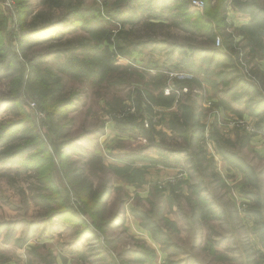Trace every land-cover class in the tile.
I'll return each instance as SVG.
<instances>
[{
	"label": "rangeland",
	"instance_id": "374dc122",
	"mask_svg": "<svg viewBox=\"0 0 264 264\" xmlns=\"http://www.w3.org/2000/svg\"><path fill=\"white\" fill-rule=\"evenodd\" d=\"M61 1L0 0V67L12 72L0 78V141L17 133L0 147V264H264V218L257 224L250 211L264 213V129L239 144L264 124V19L251 22L243 0H224L226 23L210 36L173 3L129 25L109 19L117 0ZM66 1L81 8L64 14ZM220 1H190V21L211 18ZM146 38L228 51L233 61L197 53L182 67L181 49L130 46ZM77 42L74 58L56 57ZM180 103L204 130L201 161L178 151ZM102 190L105 218L117 211L144 233L91 224Z\"/></svg>",
	"mask_w": 264,
	"mask_h": 264
},
{
	"label": "trees",
	"instance_id": "16d2710c",
	"mask_svg": "<svg viewBox=\"0 0 264 264\" xmlns=\"http://www.w3.org/2000/svg\"><path fill=\"white\" fill-rule=\"evenodd\" d=\"M70 1L68 2L66 1L67 5L65 6H68V5L70 6L67 7L64 14H66L67 11L73 12L81 8V5H78L79 3L72 6ZM117 1L118 2L114 4L113 10H110V11L116 12V14L114 15L113 13H110L109 19L119 24L128 23L129 25H133L143 13H146L147 18L159 19L163 15L164 9L171 8V5L169 3H173L174 6L175 5L177 6V8L180 10V14H176V15H182L185 21H189L190 26L194 30L204 31L207 34H210V36H214L215 30L216 31L221 30V28L226 23V17L225 15L224 16L222 15L223 8H224V2H225L224 0L219 2V7L215 10L214 14H212L211 18H202V19L195 18V20H192V21H190V18L194 17L196 12L188 11L187 9V5L188 3L190 4L191 0H117ZM203 1H204V7H205L206 2L205 0ZM243 1L244 2H240V3L236 2V4L238 6V9L241 12L250 14L251 22L255 21L256 19H264V8L258 5L255 0H243ZM45 2L49 6H59L60 4L63 3L61 0H45ZM211 19L219 20L221 25H212ZM49 25L50 24L39 27V28L30 27L28 31H31V34H34L39 29H43V28L47 29ZM242 28L243 29L240 30V32L243 34L244 39L245 37L247 38V45L250 46V44H252V40H250L251 38L248 34L249 25H246L245 28L244 27ZM81 46H82V43L77 42L74 46H61V47L54 49L53 51L56 53V57H60L62 54H65V55H69L70 58H74V53H76L77 52L76 50L81 48ZM130 46L133 48L150 47V48L157 49V50H164V49L171 47V52H174L177 49H181L180 52L183 53L184 58L182 61L179 62V64L182 67L185 66V64H192L193 56L197 53L200 55H206L207 57H209L212 64L214 63L226 64L229 58H230V61H233L232 59L233 56L228 51L227 52L219 51L212 47L211 48H200V47H196L191 44H187L186 47H181V46H177L176 44L171 45L166 40H156L152 38H146V39H141L137 42H132ZM168 59H171V57H169ZM12 60L13 59H9L10 64ZM9 69H10L9 66L7 65L3 66V62H2V66L0 67V78L10 76L12 72H10ZM246 84H248L247 87L249 88L251 87L249 86V83H246ZM258 93L259 92H257V94ZM9 102H12V101L11 100L6 101L5 103H9ZM258 102L259 103L257 104V106L263 108L264 107V96H262ZM178 107H179V110L181 111L180 112L181 115L179 116L180 123L171 125V131L175 132L178 136L182 137L185 142V147L179 149L178 151L180 152L185 151L188 154H191L190 151H192L194 155L191 154L192 155L191 160H193V162L194 161L197 162V160L201 161L205 153L203 150L202 151L200 150L201 154H199L198 147H201L199 145V137L202 135L204 130L202 126H199L198 118L194 116V113L188 112V108H189L188 105L184 103L183 104L180 103L178 104ZM19 127H20V124H17L16 129H18ZM139 127L140 126H135L133 128H139ZM255 129L256 130L252 132H245V134L242 136L240 143H239L241 147L246 146L247 142L252 136L258 133V131L264 129V124L262 125L256 124ZM141 130H142V133H145L144 126L141 127ZM29 137H31V135L27 134L24 138H29ZM16 138H17L16 130L13 133L10 132L9 134H6L3 137V139L0 141V147H2L3 145H7L8 143L14 141ZM7 150H9V148H7ZM220 153L225 159L229 158L226 150H223L221 148ZM106 196H107L106 190H102L98 195L97 194L95 195L91 206H89V211L92 214H94L93 219L91 220V224L94 227L97 226L96 227L97 229L99 228L106 229L108 227H111L114 219H116L117 217L115 214L111 219L104 220L103 205H104ZM205 206L207 208V205L205 203L204 204L199 203L196 206L197 212L194 211V213L198 216L200 220L205 219L207 216L205 212L209 211L208 208H207L208 211L205 209ZM193 208L194 210L196 209L194 206ZM250 211H251V216L255 220V223L258 224V222L260 221L257 219L259 215L261 216V218H264V213L261 212L259 208L253 207ZM73 217H75L76 222H79V223H85L86 221L85 218L81 216H77L75 214ZM87 227L88 226H85V228L83 229H86ZM81 231L79 232V234L84 233V230L82 232ZM88 234L89 233L87 232L86 235ZM134 253L136 252L134 251ZM143 254H141V256H143Z\"/></svg>",
	"mask_w": 264,
	"mask_h": 264
},
{
	"label": "crops",
	"instance_id": "0c3cea01",
	"mask_svg": "<svg viewBox=\"0 0 264 264\" xmlns=\"http://www.w3.org/2000/svg\"><path fill=\"white\" fill-rule=\"evenodd\" d=\"M241 15H243V14H241ZM246 15V14H245ZM245 17V20L247 21V19L249 18V17H247V16H244ZM243 17V18H244ZM242 18V19H243ZM236 23V22H235ZM169 175H172V174H169ZM181 176H183V175H181ZM180 176V177H181ZM179 177V178H180ZM105 203H104V205H103V211H105ZM127 214H128V212H126ZM115 214H117V211L112 215V217L115 215ZM123 215L124 214H122L121 213V215H120V218H119V215L116 217V219H114V221H113V223H112V226L111 227H108V229L110 230V231H117L119 228H124V229H127L128 231H127V233H128V235H130V236H134V237H139L138 236V234L139 233H144V232H140L141 230H139V226H137V222H136V220L134 219V221H132L131 220V218H129V216L128 217H126L125 218V221L123 222V225L122 224H120L119 223V221L121 220V219H123ZM103 217L105 218V216H104V213H103ZM112 217H110L109 216V218H105L104 220H109V219H111Z\"/></svg>",
	"mask_w": 264,
	"mask_h": 264
},
{
	"label": "built area",
	"instance_id": "2783aa9c",
	"mask_svg": "<svg viewBox=\"0 0 264 264\" xmlns=\"http://www.w3.org/2000/svg\"><path fill=\"white\" fill-rule=\"evenodd\" d=\"M191 5L202 9L204 7V1L203 0H191ZM220 40L217 38L216 43L219 44Z\"/></svg>",
	"mask_w": 264,
	"mask_h": 264
}]
</instances>
